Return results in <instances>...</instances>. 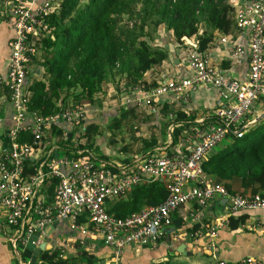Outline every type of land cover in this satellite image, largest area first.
Instances as JSON below:
<instances>
[{
  "label": "built area",
  "instance_id": "built-area-1",
  "mask_svg": "<svg viewBox=\"0 0 264 264\" xmlns=\"http://www.w3.org/2000/svg\"><path fill=\"white\" fill-rule=\"evenodd\" d=\"M236 1L229 2L233 6ZM4 4L1 15L13 21L15 36L10 43L7 74L0 76V85L8 90L14 114L21 124L8 135L10 147L0 153V206L7 211L9 241L21 264H31L30 258H22L24 250L45 244L49 228L61 220L69 221L72 230L100 237L113 249L118 260L127 246L158 244L172 223L173 213L181 205L196 203L190 213L197 227L194 236L202 231L216 235L221 224L208 222L204 211L216 195L227 198L231 214L264 210L263 194L230 192L203 168V162L221 142L232 135L241 137L256 123L255 105L264 99V0L239 1L234 14V22L241 33L249 30L246 47L226 35L220 39L222 43H230L235 63L248 57L245 79L230 76L227 68L212 64L210 47L202 52L195 40L187 44L191 49L185 56L190 77L174 78L163 74L156 84L140 83L133 89L137 102L152 106L167 95L186 102L190 90L205 85L221 92L222 103L215 109L213 120L206 124L201 120L192 127L193 135L185 140L190 142L188 151L149 152L134 162L132 169L123 176H119L111 164L97 160L87 149L78 148L87 126L88 105L69 103L60 115L49 116L30 109L27 76L36 53L34 40L50 34L48 19L55 8L54 0L35 7L29 0H4ZM27 118L33 120L31 124L22 123ZM60 121L66 129L64 135L71 132L75 149L65 151L49 138L51 126ZM19 130H30L33 142H18ZM29 159L38 163L37 173L32 176L25 175ZM53 179L58 180L57 186L53 194L47 195L43 188ZM158 179L164 181L168 191L161 203L146 205L126 217L108 212L107 200L127 196L146 180ZM241 262L261 264L252 257ZM219 264L228 263L220 261Z\"/></svg>",
  "mask_w": 264,
  "mask_h": 264
},
{
  "label": "crops",
  "instance_id": "crops-1",
  "mask_svg": "<svg viewBox=\"0 0 264 264\" xmlns=\"http://www.w3.org/2000/svg\"><path fill=\"white\" fill-rule=\"evenodd\" d=\"M45 1L47 0H29L34 7ZM59 1L54 0V5ZM239 1L242 0L233 4V20ZM4 7V0H0V76L2 77L7 74L11 55L10 43L15 36L13 21L1 15ZM160 29L157 34L160 43L157 45L169 52L168 59L147 71L138 84H133V81L127 77L116 82H104L101 91L96 94V102L88 105L86 122L87 125L94 126L92 139L89 141L93 146L88 151L97 160L111 164L119 176L128 173L134 162L149 152L162 150L163 154H171L174 151H188L190 142L185 140L193 135L192 127L197 126L201 120L205 124L213 120L215 109L222 103L221 92L205 85L190 90L186 102H179L175 96L167 95L149 106L133 98V89L140 83L155 84L163 74L174 78H186L191 75L185 56L191 49L187 44L195 39L189 38L187 42L179 45L171 41L170 33L163 28ZM248 31L242 34L233 22L228 33L216 31L214 41L209 48L212 53L211 63L223 65V62H229L227 68L229 75L241 80L248 75V57H244L239 64L235 63L231 58L230 43H222L220 39L226 35L246 47ZM36 40L35 37L36 53L29 67L28 87L35 80H46V54ZM0 109L1 153L4 137L21 124L14 114L8 90L2 85H0ZM179 112L187 115L188 120L185 122H191L190 125L173 123ZM263 112L264 99L255 105V115L261 116ZM32 121L27 118L22 123L31 124ZM130 121L132 125H129ZM175 128H179L180 136L178 142L173 144ZM223 142L213 149L208 157L233 141L232 138L227 137ZM152 183L153 181L146 180L138 187L147 189ZM233 189L243 194L251 193L250 190H245L241 180L234 182ZM129 196L130 193L119 199L107 200L106 206L112 208L114 203L128 200ZM195 208V202L179 206L173 213L171 225L165 229L164 236L158 244L127 246L118 260L115 259L113 249L104 244L100 237L84 235L72 230L67 220L58 221L49 228V237L40 248L51 252L58 251L59 255L63 253L64 258L72 254L80 256L84 252L92 258V262L85 257L80 258L78 264H219L220 261L236 264L248 257L256 258L264 264V210L231 214L228 210L227 198L216 195L204 209L208 222L213 225L221 224L216 235L210 236L206 231H202L201 234L194 236L197 228L194 229L195 224L190 218V213ZM6 214L5 208L0 206V264H21L9 241L11 232L6 225ZM231 215L238 220L237 224L230 221Z\"/></svg>",
  "mask_w": 264,
  "mask_h": 264
},
{
  "label": "trees",
  "instance_id": "trees-1",
  "mask_svg": "<svg viewBox=\"0 0 264 264\" xmlns=\"http://www.w3.org/2000/svg\"><path fill=\"white\" fill-rule=\"evenodd\" d=\"M229 1L60 0L48 19L50 34L36 40L46 54V80H35L30 85V109L43 116L60 115L69 103L94 104L96 94L106 81L116 82L127 77L138 84L147 71L169 57V52L155 43L160 28L172 35L171 41L182 45L186 38H193L198 41L199 50L206 51L216 31L228 33L233 25V6ZM222 64L229 68V62ZM174 120L173 123L191 124L185 122L188 119L184 112H179ZM93 129V124L86 126L78 148L91 150L93 143L89 141ZM65 130L62 121L54 123L49 138L61 149L70 151L75 149L72 134L65 136ZM179 136V128H175L173 144L178 142ZM231 138L232 149L227 146L214 151L203 162L205 172L230 192L237 191L233 184L241 180L245 190L264 195V117L241 137L232 135ZM33 139L30 130L17 132L18 142L32 143ZM10 145L11 138L6 135L4 151ZM36 162L31 159L26 162L25 175L37 173ZM57 183L58 180L53 179L43 190L51 195ZM167 196L164 181L158 179L147 189H134L128 200H120L107 210L117 217H126L146 205L161 203ZM229 219L232 223L238 222L234 215ZM84 257L92 262L85 252L64 258L58 251L29 246L22 253V258H30L31 264H78Z\"/></svg>",
  "mask_w": 264,
  "mask_h": 264
},
{
  "label": "water",
  "instance_id": "water-1",
  "mask_svg": "<svg viewBox=\"0 0 264 264\" xmlns=\"http://www.w3.org/2000/svg\"><path fill=\"white\" fill-rule=\"evenodd\" d=\"M263 117H264V112L261 114V116L256 117L254 122H258V121L261 120ZM70 135H71V133L69 134V136H70ZM254 211H259V210H254ZM245 212L247 213V212H252V211H245Z\"/></svg>",
  "mask_w": 264,
  "mask_h": 264
},
{
  "label": "rangeland",
  "instance_id": "rangeland-1",
  "mask_svg": "<svg viewBox=\"0 0 264 264\" xmlns=\"http://www.w3.org/2000/svg\"><path fill=\"white\" fill-rule=\"evenodd\" d=\"M160 30H162V28L160 29ZM163 33V32H162ZM164 34V33H163ZM158 39V38H157ZM155 43H160V41H159V39H158V42H155ZM133 123H132V121H130L129 122V125H132ZM223 143H226V142H223ZM227 146H229V147H227ZM225 147H227L228 149H232V143H230V144H226V146Z\"/></svg>",
  "mask_w": 264,
  "mask_h": 264
}]
</instances>
